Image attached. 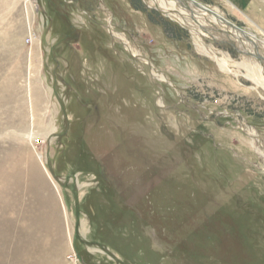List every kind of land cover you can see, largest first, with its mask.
<instances>
[{
  "label": "rangeland",
  "instance_id": "rangeland-1",
  "mask_svg": "<svg viewBox=\"0 0 264 264\" xmlns=\"http://www.w3.org/2000/svg\"><path fill=\"white\" fill-rule=\"evenodd\" d=\"M204 38L230 73L149 0H0V264H264V72Z\"/></svg>",
  "mask_w": 264,
  "mask_h": 264
},
{
  "label": "bare ground",
  "instance_id": "bare-ground-1",
  "mask_svg": "<svg viewBox=\"0 0 264 264\" xmlns=\"http://www.w3.org/2000/svg\"><path fill=\"white\" fill-rule=\"evenodd\" d=\"M227 1L234 9L233 13L238 18L242 19L243 13L241 8L244 7V4L242 5V2H240L241 0ZM246 1L248 2V0ZM149 2L163 14L167 15V17L171 18L174 22L190 31L197 51L216 62L221 70L229 73L231 72L228 59L226 57H222L223 55L220 56L213 47L206 45L204 43V37L211 39L215 43L228 44L245 56L250 55L252 57H256L259 60L257 64L259 65L260 71L262 70L264 72V52L263 50L257 51L262 54L259 55V53L254 51L256 50V46L253 42H256L257 39L254 38L251 40L253 42H250L247 38L248 35L246 36L244 31H240L224 16L218 15L217 9L209 8L197 0H149ZM111 27H109L108 31L112 37L122 42L127 50L137 58L139 54L132 49L129 42H127L126 39L121 37L115 29ZM262 46L263 44L261 47ZM153 70L154 73H156L154 68ZM158 77L162 81L167 82V78L164 75H158Z\"/></svg>",
  "mask_w": 264,
  "mask_h": 264
}]
</instances>
